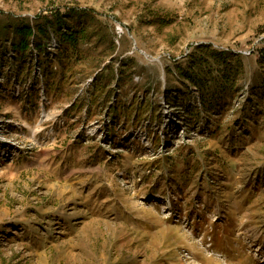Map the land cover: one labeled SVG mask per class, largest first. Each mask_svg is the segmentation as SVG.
Segmentation results:
<instances>
[{
	"label": "rangeland",
	"instance_id": "1",
	"mask_svg": "<svg viewBox=\"0 0 264 264\" xmlns=\"http://www.w3.org/2000/svg\"><path fill=\"white\" fill-rule=\"evenodd\" d=\"M0 264H264V0H0Z\"/></svg>",
	"mask_w": 264,
	"mask_h": 264
},
{
	"label": "trees",
	"instance_id": "2",
	"mask_svg": "<svg viewBox=\"0 0 264 264\" xmlns=\"http://www.w3.org/2000/svg\"><path fill=\"white\" fill-rule=\"evenodd\" d=\"M73 14V13H71ZM46 19V17H45ZM47 20V19H46ZM58 20V19H56ZM63 21H56L54 22V24L50 23L49 26L50 28L52 27H58V26H63ZM20 26L23 27V29H17V28H13V24H11L10 26V31H13L17 34L18 37H20L21 35L23 36V40L19 43V45H16L13 48H18L20 49L19 52H23V54H25L27 52V43L28 40L26 38H30L31 36L35 35L34 31L31 30L30 26H24V24L20 23ZM43 28L41 25H39L37 27V30L39 33H41L42 35L44 34V32H46L45 30H43ZM63 27H60L58 29V33H59V38L61 39V42H67L70 43L72 46H75L77 44V42L79 41V39H81L80 34H83V32L80 31H76L73 29H68V30H63ZM203 48H201L200 50L202 51ZM16 50V49H15ZM35 50H38V54H40V52L42 51V47H40L39 45H36ZM213 55V54H212ZM200 63H202L203 59L200 58L198 59ZM185 78L190 79L194 85H198L195 80L188 74L185 75Z\"/></svg>",
	"mask_w": 264,
	"mask_h": 264
}]
</instances>
